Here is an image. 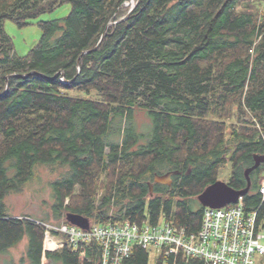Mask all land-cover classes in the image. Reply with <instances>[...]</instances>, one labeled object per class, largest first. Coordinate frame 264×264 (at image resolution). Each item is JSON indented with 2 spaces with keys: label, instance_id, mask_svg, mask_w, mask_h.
<instances>
[{
  "label": "trees",
  "instance_id": "16d2710c",
  "mask_svg": "<svg viewBox=\"0 0 264 264\" xmlns=\"http://www.w3.org/2000/svg\"><path fill=\"white\" fill-rule=\"evenodd\" d=\"M131 1L0 0V253L25 238L20 264H40L44 227L13 217L5 198L39 168L58 173L42 222H66L67 212L99 224L163 217L195 231L204 207L194 197L218 179L229 145L236 189L246 185L249 153L264 152L256 128L228 133L225 122L234 103L238 119L250 112L264 133V0H134L120 20ZM64 3L69 12L40 20L36 43L17 54L4 20L23 26ZM171 170L181 173L170 185L154 183ZM261 197L243 196L246 210ZM46 257L96 264L98 250L65 245ZM123 264H149V253L134 247Z\"/></svg>",
  "mask_w": 264,
  "mask_h": 264
},
{
  "label": "built area",
  "instance_id": "2783aa9c",
  "mask_svg": "<svg viewBox=\"0 0 264 264\" xmlns=\"http://www.w3.org/2000/svg\"><path fill=\"white\" fill-rule=\"evenodd\" d=\"M256 127L259 123L252 117ZM258 132L263 137V132ZM263 139V138H262ZM259 204L246 210L243 196L223 207H204L198 229L186 228L165 220L141 223L123 220L103 224L90 223L82 229L66 222H42L23 215L44 227L40 264H52L46 257L65 245L81 255L96 246V264H123L134 247L156 256L175 259L196 258L201 264H264V183Z\"/></svg>",
  "mask_w": 264,
  "mask_h": 264
},
{
  "label": "rangeland",
  "instance_id": "374dc122",
  "mask_svg": "<svg viewBox=\"0 0 264 264\" xmlns=\"http://www.w3.org/2000/svg\"><path fill=\"white\" fill-rule=\"evenodd\" d=\"M130 3L132 5L134 3V0ZM127 5H129L128 2L125 3V6ZM70 7L71 6L69 3L59 5L54 10L50 12H44L38 17L33 18L29 21L28 24H25L23 26H19L15 21L11 19H5L3 22V27L6 33L11 37L13 41L15 52L17 54L25 55L28 52L29 48L32 47L34 43H36L41 34V30L38 25V22L40 20H51L58 17H62L69 12ZM259 7H261L260 10H262V5H260ZM240 8L241 6L239 7V9ZM71 93L76 94L77 92ZM233 107L234 103L228 110L229 113L232 112L231 115H229V118H225V122L228 126V133H230L234 125H236V128H239V126L241 125H247L252 128H256L257 131L259 130V128H261L260 126L259 128L256 127L254 121L252 120L253 115L250 112L243 114L240 119H238L236 109L232 111ZM137 121H139V123L143 121H146L148 123V119L146 118L143 112H139V114L137 115ZM262 134L263 137L261 135L260 137L264 139V133ZM229 153L232 154V152L230 151L227 154ZM230 157L226 158L227 161L220 166L217 175L219 180L224 181L226 183L230 182L232 177L233 167L232 162L230 161ZM37 174L39 177L29 183L23 189V191L18 193H11L6 196L5 203L7 204L11 215L15 217H23V215H25L27 217H31L39 221L41 218L46 217V214L50 215V205L52 203L50 194L52 190L48 183L49 181L54 180L58 176V173L50 172L47 168L42 167L38 169ZM251 181L252 184L249 192L255 193L258 189H260V187L264 183V166L261 168L258 174L253 176ZM101 193L102 191L100 190L98 192V195L100 196ZM194 198L196 199V196ZM67 202L68 199H66L65 203ZM197 202L199 203L198 200ZM195 206L198 207V204L195 203ZM45 222L54 223L56 222V220L50 217L49 221ZM25 243L26 239L24 238L17 245L11 247L7 252L0 253V264H20V258L24 256L25 252ZM154 257L155 254L153 252H150L149 264H153Z\"/></svg>",
  "mask_w": 264,
  "mask_h": 264
},
{
  "label": "water",
  "instance_id": "95a60500",
  "mask_svg": "<svg viewBox=\"0 0 264 264\" xmlns=\"http://www.w3.org/2000/svg\"><path fill=\"white\" fill-rule=\"evenodd\" d=\"M136 3L132 4L128 10V13L121 18L120 20H124L128 17L129 13L133 10ZM104 35V34H103ZM99 44V43H98ZM10 76H15L12 74ZM7 87V85H6ZM230 149L234 150L235 145L232 144L229 146ZM231 150V151H232ZM230 153L226 154V158L230 157ZM254 163L244 169V176L246 179V185L243 188L236 189L230 186L228 183L221 181L219 179L214 182L208 184L199 194L196 195V199L203 207H223L227 204L237 202L240 196H245L251 186L250 173L254 169H256L261 162H264V154H254L253 155ZM179 170H171L163 174H154L153 181L158 184H170L171 176L178 174ZM149 194H153V185L149 183ZM65 220L74 226H77L82 229H89L90 219L83 215L67 212L65 213Z\"/></svg>",
  "mask_w": 264,
  "mask_h": 264
},
{
  "label": "flooded vegetation",
  "instance_id": "af4514ba",
  "mask_svg": "<svg viewBox=\"0 0 264 264\" xmlns=\"http://www.w3.org/2000/svg\"><path fill=\"white\" fill-rule=\"evenodd\" d=\"M232 150V149H231ZM230 150V152H233V150L231 151ZM264 154V152H250L249 154H250V157H251V163L248 165V166H246V168L247 167H249V166H251L253 163H254V159H253V155L254 154ZM264 166V162H261L260 164H259V166L256 168V169H254L253 171H251V173H250V175H254V172H258V171H260V169L262 168ZM181 172H180V170H179V173L178 174H180ZM176 175V174H175ZM174 175H172L171 176V178L173 177ZM250 178H251V176H250ZM173 179V178H172ZM171 182H172V180H171ZM171 184V183H170ZM169 184V185H170ZM168 185V184H167Z\"/></svg>",
  "mask_w": 264,
  "mask_h": 264
},
{
  "label": "bare ground",
  "instance_id": "6f19581e",
  "mask_svg": "<svg viewBox=\"0 0 264 264\" xmlns=\"http://www.w3.org/2000/svg\"><path fill=\"white\" fill-rule=\"evenodd\" d=\"M133 1V0H132ZM134 4V3H133ZM108 222H112V221H108ZM107 223V222H106ZM42 254V253H41ZM48 259V258H47ZM49 260V259H48Z\"/></svg>",
  "mask_w": 264,
  "mask_h": 264
},
{
  "label": "clouds",
  "instance_id": "9594fccd",
  "mask_svg": "<svg viewBox=\"0 0 264 264\" xmlns=\"http://www.w3.org/2000/svg\"><path fill=\"white\" fill-rule=\"evenodd\" d=\"M14 217V216H13Z\"/></svg>",
  "mask_w": 264,
  "mask_h": 264
}]
</instances>
